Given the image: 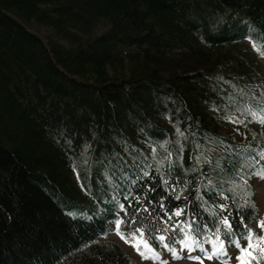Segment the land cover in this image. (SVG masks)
<instances>
[{
  "label": "trees",
  "instance_id": "16d2710c",
  "mask_svg": "<svg viewBox=\"0 0 264 264\" xmlns=\"http://www.w3.org/2000/svg\"><path fill=\"white\" fill-rule=\"evenodd\" d=\"M260 59L264 0H0V264H136L118 219L153 262L219 236L240 264L223 220L264 236Z\"/></svg>",
  "mask_w": 264,
  "mask_h": 264
},
{
  "label": "snow or ice",
  "instance_id": "6c2138e0",
  "mask_svg": "<svg viewBox=\"0 0 264 264\" xmlns=\"http://www.w3.org/2000/svg\"><path fill=\"white\" fill-rule=\"evenodd\" d=\"M260 122L264 123V119H262ZM257 174L260 175L262 179H264V171L257 173ZM120 208L122 211H126L124 209V205H120ZM138 211H139V209H137V212ZM175 215H177V216L181 215V211H177L175 213ZM243 221H244V218H243V216H241V223L242 224H243ZM130 223L136 224L135 217H132ZM223 223L225 225L224 235L228 238L229 243H234L239 248L240 255L237 256V260L240 262V264H246V262L244 260L245 254H247V256L250 258L247 261V264H252V260H256L257 264H259V260H258L257 256L253 255V252L255 251L254 246H253V241L255 240L257 245H259L261 242H264V236L257 235L247 224H243V226L246 229V233L243 234L241 238L247 240V246L246 247L241 246L239 239H237V240L232 239V236L235 235V225L231 221H229V219L227 217L224 218ZM122 224H125L124 220L118 219L116 221V229L115 230H116L117 234L121 235V238L124 239L125 242H131L133 244V246L136 248V250L138 252H140L142 257L149 258L145 255V251H141L142 245L146 251H152L151 245L149 244L148 240L145 238L143 227L141 226V227H137V228L133 229L132 232L126 236L123 234V231L121 228ZM258 227H260L261 230L264 231V221L259 222ZM164 239H165V237H163V236H161L159 238V240L161 242H163ZM217 240L219 241L218 247L216 246V241H209L210 243L213 244L214 252L211 254L206 253L205 254L206 258L211 259V258H213L214 255H221V254L227 255L226 251L224 250V241L220 240L219 236L217 237ZM183 243H184V247L189 249V251H191L193 246L200 247L201 251H204L203 248L201 247V245L199 244V241L195 240L192 237H188L187 240H185ZM164 246L168 247L167 244H165ZM259 253L261 255H264V248H260ZM173 254H174V256L176 255L175 252H173ZM156 255H158V254H156ZM196 259L199 260L200 258L197 257ZM200 264H203L202 260L200 261Z\"/></svg>",
  "mask_w": 264,
  "mask_h": 264
},
{
  "label": "rangeland",
  "instance_id": "374dc122",
  "mask_svg": "<svg viewBox=\"0 0 264 264\" xmlns=\"http://www.w3.org/2000/svg\"><path fill=\"white\" fill-rule=\"evenodd\" d=\"M260 64L262 72L264 74V59H260ZM234 130V133L238 136L244 134V130L241 129L239 126H234ZM252 184L255 190L254 199L257 205V215L254 220V226L257 230H261V228L258 227V224L259 222L264 221V179H262L261 177L254 178L252 180ZM107 237L109 239L117 241L123 247V249L132 256L136 264H200L201 260L203 264H238L236 261V251L233 247H228L227 255H224V257L221 255H214L211 259L206 258L205 254L213 253L214 248L204 250L203 252H191L184 248H179L177 250V257L173 258L169 254H166L167 260L164 263H159L153 262L138 255L137 252L134 250L133 246L122 242L115 233H108ZM197 257H199L200 259H196Z\"/></svg>",
  "mask_w": 264,
  "mask_h": 264
}]
</instances>
